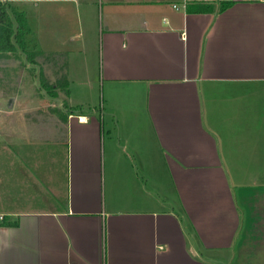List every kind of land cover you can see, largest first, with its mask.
<instances>
[{"label": "crops", "instance_id": "0c3cea01", "mask_svg": "<svg viewBox=\"0 0 264 264\" xmlns=\"http://www.w3.org/2000/svg\"><path fill=\"white\" fill-rule=\"evenodd\" d=\"M76 2L10 78L50 102L0 111V264H264V0Z\"/></svg>", "mask_w": 264, "mask_h": 264}, {"label": "rangeland", "instance_id": "374dc122", "mask_svg": "<svg viewBox=\"0 0 264 264\" xmlns=\"http://www.w3.org/2000/svg\"><path fill=\"white\" fill-rule=\"evenodd\" d=\"M9 2L13 5V7L16 10L25 12V18H26L25 27L26 28L23 31L22 39L25 42H27L25 46H27V50L28 52H30V56H32V53H33V57H32L33 59L35 58L37 60H40V57L42 56V55L36 56L34 53L35 52L34 47L36 46V41H37V38L35 37L36 27H37V30L39 29V33L42 32L43 30L45 31V34H47L46 38L50 37L49 36L50 32L57 30L58 35H61V36H65L66 34L67 36L72 35L74 37L73 42L75 43H78L79 40L86 35L85 29L87 27L85 24L82 23V21L83 20L85 21V19L82 18L81 20V10H80L81 7L80 8L76 7L78 6V3L76 2V0H75V3L72 2V0H56V1H53V0H9ZM95 8H96V4H94V6L90 8L91 10H89L91 21L94 19H96L97 21V18L99 17L98 16L99 12ZM77 10H78L79 20H77V17H75ZM40 13L42 14V17ZM10 52H12L11 62H9L8 60L6 61V58L4 57L0 58V111H7L10 107L9 106L10 102L14 103L13 104L14 109H17L20 107L34 108L38 104L44 105V104L49 103L50 102L48 100L49 93L47 91H45V93L48 99H44L43 97L38 98L37 95H33L34 96L33 98L34 100H33L29 95H26L24 103L23 104L21 103L23 93H20V95H18L17 91H15L14 89H17L19 84L15 83L10 78L12 77L16 78V77L24 75L27 78L34 79L36 77L34 75L35 70L30 67L23 70L22 62L28 61V59L26 58L25 52H20L21 54L17 51L16 52L10 51ZM17 53H19L18 54L19 56L16 59ZM97 54L98 53L96 52V56ZM3 55H6V52H4ZM65 55H67V58L71 57L70 53H67V54L59 53L57 54V58L59 59V61H56L55 64L60 65L61 63H63L64 65H66V63L61 62L62 57H65ZM74 57L80 59L81 54L73 53V58ZM15 63H17V65ZM81 66L82 65L79 64L77 68H71L70 96L72 98V101L69 103V105L72 106L73 109H80L82 111H88V110H94V109L97 110L100 107V103L102 101L100 97V87L98 86V83L93 82L94 88L92 89V91L88 95L84 93V86H82L83 82H81L84 79L83 77L84 74L81 71L82 70ZM95 67L96 65L93 64L92 68L95 69ZM61 68L64 69L65 67H61ZM52 71H56V70H52ZM44 72L50 73V70L44 68L43 73ZM90 76L92 77V80L94 81L98 77V76L95 77V71H92L90 73ZM38 79L39 81L43 80L41 74H39ZM7 87L15 91V93H13L12 96L8 97L5 94H3V88H7ZM67 87L69 86L67 85L64 86V91L66 92V95L68 94V91H66V89H68ZM73 96L75 100L73 99ZM12 98H15L14 101L12 100ZM79 98H82L83 103L76 102V100ZM55 103L57 104V107L59 109L64 108V106L61 104L62 102L60 104L57 102ZM2 113H0V116H2ZM4 138L5 136H3L1 132L0 142L3 141ZM0 176H1V169H0Z\"/></svg>", "mask_w": 264, "mask_h": 264}, {"label": "trees", "instance_id": "16d2710c", "mask_svg": "<svg viewBox=\"0 0 264 264\" xmlns=\"http://www.w3.org/2000/svg\"><path fill=\"white\" fill-rule=\"evenodd\" d=\"M221 3H223L221 8H223L224 5L229 4L230 2L223 1ZM25 25L26 18L24 11L16 10L9 1L0 3V51H17V49H19L26 53L28 61L34 62V59L32 58L33 53L32 56H30V52H28L27 46H25L27 42L22 39L23 31L26 28ZM64 85L65 83L63 85L58 84L56 86L64 87ZM51 87L55 86H48V84L43 82L42 88L45 91L48 92ZM66 91H68V89H66Z\"/></svg>", "mask_w": 264, "mask_h": 264}, {"label": "built area", "instance_id": "2783aa9c", "mask_svg": "<svg viewBox=\"0 0 264 264\" xmlns=\"http://www.w3.org/2000/svg\"><path fill=\"white\" fill-rule=\"evenodd\" d=\"M6 1H8V0H0V3H5Z\"/></svg>", "mask_w": 264, "mask_h": 264}]
</instances>
